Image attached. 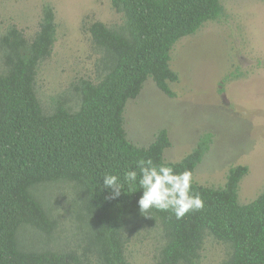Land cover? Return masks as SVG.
Segmentation results:
<instances>
[{"label": "trees", "instance_id": "obj_1", "mask_svg": "<svg viewBox=\"0 0 264 264\" xmlns=\"http://www.w3.org/2000/svg\"><path fill=\"white\" fill-rule=\"evenodd\" d=\"M111 4L120 24L84 26L101 55L95 80L80 79L74 97L53 98L50 111L39 99L37 77L57 42L54 8L43 7L33 38L15 26L0 37V264H131L132 239L149 230L160 236L156 264H201L208 238L228 248L220 264H264V192L248 204L239 200L247 166L232 167L220 188L193 179L192 191L205 206L179 220L156 209L143 215L138 183L108 198L107 173L123 179L135 161L150 158L194 176L211 151L214 135L206 132L182 161L169 162L168 130L139 147L128 138L125 114L148 80L175 98L174 47L226 15L221 0ZM50 186L71 190L68 228L45 193Z\"/></svg>", "mask_w": 264, "mask_h": 264}, {"label": "rangeland", "instance_id": "obj_2", "mask_svg": "<svg viewBox=\"0 0 264 264\" xmlns=\"http://www.w3.org/2000/svg\"><path fill=\"white\" fill-rule=\"evenodd\" d=\"M221 2L225 17L182 39L172 51L171 68L180 78L172 86L176 97L166 96L148 80L141 95L127 106L126 130L132 143L148 147L159 130L167 129L172 146L165 158L174 163L193 150L203 133L213 134L211 151L193 179L220 188L232 167L247 166L239 200L248 204L264 192V0ZM47 4L56 14L57 42L40 67L37 93L50 111L53 98L74 97L76 82L96 78L101 55L85 24L99 21L113 26L122 20L111 0H0V37L15 26L33 38ZM45 193L68 228L71 190L50 186ZM159 247L158 232L136 235L128 247L131 264H156ZM227 254L226 246L208 238L201 264H220Z\"/></svg>", "mask_w": 264, "mask_h": 264}, {"label": "clouds", "instance_id": "obj_3", "mask_svg": "<svg viewBox=\"0 0 264 264\" xmlns=\"http://www.w3.org/2000/svg\"><path fill=\"white\" fill-rule=\"evenodd\" d=\"M134 163L135 168L126 171L123 179L113 173L103 176L102 187L111 190L108 198L115 199L125 192V186L133 187L138 183L142 189L138 204L143 215L156 209L170 211L179 220L204 208V200L192 191L193 173L190 170L177 172L174 167L156 164L150 158H140Z\"/></svg>", "mask_w": 264, "mask_h": 264}]
</instances>
